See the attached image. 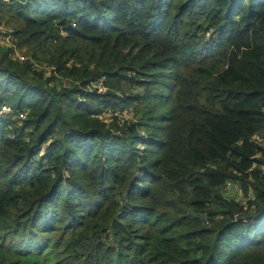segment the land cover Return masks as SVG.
Here are the masks:
<instances>
[{
    "label": "trees",
    "instance_id": "1",
    "mask_svg": "<svg viewBox=\"0 0 264 264\" xmlns=\"http://www.w3.org/2000/svg\"><path fill=\"white\" fill-rule=\"evenodd\" d=\"M1 15L30 58L0 49V264H264V0H0ZM120 106L138 122L100 119ZM232 183L255 199H226Z\"/></svg>",
    "mask_w": 264,
    "mask_h": 264
},
{
    "label": "rangeland",
    "instance_id": "2",
    "mask_svg": "<svg viewBox=\"0 0 264 264\" xmlns=\"http://www.w3.org/2000/svg\"><path fill=\"white\" fill-rule=\"evenodd\" d=\"M17 21H11V18L9 17V15H4L2 17V15L0 16V25H3L5 28L14 31L15 32V38H16V45L18 46V37H17V28H16V24ZM7 49V47L3 44V41L0 38V49ZM9 48V47H8ZM19 49V47H18ZM25 49H19L20 55H22V57H24L27 61L30 57L25 56ZM211 66H214L213 71L217 74L219 72H221L224 68V65L221 63H217V62H212ZM40 71L42 70V68L39 69ZM55 71L54 67H49L46 66V68L43 71V75L45 76V78L49 79L52 77V73ZM66 79V78H65ZM58 85H66V83H62L63 79L60 78H56L55 79ZM67 81V79H66ZM69 81V80H68ZM65 82V81H64ZM68 84H71L70 82ZM86 91H88L89 93H95L98 92L99 95H103L107 92V89L105 88L104 84L102 82H90V86L87 88H85ZM118 95H121L120 92H117ZM123 96V95H122ZM22 118V117H21ZM138 118L139 116L136 115V111L134 110V107L129 106V107H117V108H113V107H109L108 109L105 110V112L100 116V119L107 123V125H113L114 123H117V127L119 128H123V129H127V127L129 125H134L138 122ZM142 134L145 133V131H141ZM121 132H119L120 134ZM140 149H143V147L140 145L139 146ZM223 195L225 196L226 199L230 200V201H234L239 203L242 206H247V203L249 201V199L254 200L255 199V195L253 192H250V194L248 196H246L241 188V186L237 183H232L229 187H226L223 191Z\"/></svg>",
    "mask_w": 264,
    "mask_h": 264
},
{
    "label": "built area",
    "instance_id": "3",
    "mask_svg": "<svg viewBox=\"0 0 264 264\" xmlns=\"http://www.w3.org/2000/svg\"><path fill=\"white\" fill-rule=\"evenodd\" d=\"M0 38L3 41V44L10 50V54L13 59H18L20 61H25L26 59L20 55L18 46L16 45L15 32L5 28L3 25H0ZM15 111L9 105H2L0 107V115L2 114H12ZM20 117H24L23 113H20ZM257 141L262 142V139L258 136L255 137ZM231 184H228L229 187Z\"/></svg>",
    "mask_w": 264,
    "mask_h": 264
}]
</instances>
